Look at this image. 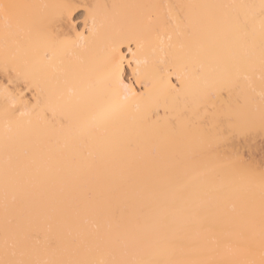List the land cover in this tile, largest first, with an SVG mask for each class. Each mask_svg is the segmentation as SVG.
Here are the masks:
<instances>
[{"label": "bare ground", "instance_id": "bare-ground-1", "mask_svg": "<svg viewBox=\"0 0 264 264\" xmlns=\"http://www.w3.org/2000/svg\"><path fill=\"white\" fill-rule=\"evenodd\" d=\"M258 139L264 0H0V264H264Z\"/></svg>", "mask_w": 264, "mask_h": 264}, {"label": "rangeland", "instance_id": "rangeland-1", "mask_svg": "<svg viewBox=\"0 0 264 264\" xmlns=\"http://www.w3.org/2000/svg\"><path fill=\"white\" fill-rule=\"evenodd\" d=\"M260 139H258L257 140V148H259L258 150L261 152V155H259V156H257L256 158H255V160L257 161V159L258 160H261L260 161V164H262L263 166H264V142H262L261 144H260ZM258 144H259V146H258ZM244 154H245V152H244ZM245 156H246V154H245ZM244 156V157H245ZM261 156V157H260ZM246 159H248V157H246ZM263 161V162H262ZM257 162H259V161H257Z\"/></svg>", "mask_w": 264, "mask_h": 264}]
</instances>
